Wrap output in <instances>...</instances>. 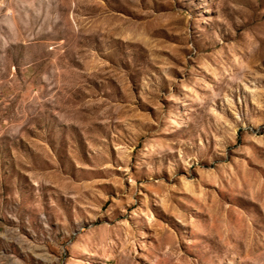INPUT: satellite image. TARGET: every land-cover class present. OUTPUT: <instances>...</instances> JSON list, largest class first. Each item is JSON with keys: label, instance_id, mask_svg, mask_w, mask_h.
<instances>
[{"label": "rangeland", "instance_id": "obj_1", "mask_svg": "<svg viewBox=\"0 0 264 264\" xmlns=\"http://www.w3.org/2000/svg\"><path fill=\"white\" fill-rule=\"evenodd\" d=\"M0 264H264V0H0Z\"/></svg>", "mask_w": 264, "mask_h": 264}]
</instances>
